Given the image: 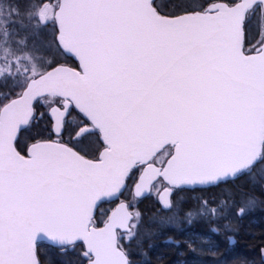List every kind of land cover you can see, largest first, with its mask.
Returning <instances> with one entry per match:
<instances>
[{
    "label": "snow or ice",
    "instance_id": "snow-or-ice-1",
    "mask_svg": "<svg viewBox=\"0 0 264 264\" xmlns=\"http://www.w3.org/2000/svg\"><path fill=\"white\" fill-rule=\"evenodd\" d=\"M261 6L264 0H33L34 27L51 23L57 51L76 57L78 68L25 40L13 47L7 24L18 10L0 6V264H44L42 241L62 254L83 242L75 264H134L121 241L142 240L125 204L103 228L90 227L102 197L139 170L134 195L162 177L171 187L160 199L170 210L174 187L215 184L264 163V30L248 48L244 31ZM37 98L58 136L74 125V147L43 139L18 146ZM240 199L238 215L255 206L252 194Z\"/></svg>",
    "mask_w": 264,
    "mask_h": 264
},
{
    "label": "trees",
    "instance_id": "trees-1",
    "mask_svg": "<svg viewBox=\"0 0 264 264\" xmlns=\"http://www.w3.org/2000/svg\"><path fill=\"white\" fill-rule=\"evenodd\" d=\"M32 0H0L1 6L8 12L12 6H22L20 9L21 14L23 12L28 13L30 8L28 7ZM54 3L55 0H52ZM24 3V6H23ZM26 10V11H25ZM260 9L256 11L253 16L247 17L245 26V47L248 48L251 45H255L257 40L260 39V33L258 31L251 30L252 20L258 16ZM23 19L19 17L18 20ZM23 21V20H22ZM27 30L19 33L18 36L24 37ZM59 57L56 58L57 63H65L74 67H78V62L71 56L66 54L56 53ZM3 90V89H1ZM35 119L30 122V125L19 136L17 141L18 146H26L33 142L35 139H54L55 135L52 132V120L48 114V106L43 100L38 99L34 104ZM41 113L43 116L41 117ZM77 112H73V117H76ZM74 125L66 123V130L72 131ZM39 133V135H36ZM67 134V132H66ZM65 135L60 137L61 141H65L71 146H75V143L65 140ZM167 147L158 154V158H164ZM97 153V152H96ZM95 153V155H96ZM94 155V156H95ZM93 157V156H89ZM262 163H258L250 173L239 175L233 179L224 180L216 185L208 186L205 188H196L197 195L204 197L209 201L208 208H214L217 204H220L221 200L228 198L229 193H234V199H240V193H249L256 198L255 206L252 212L242 215L244 225L241 224L238 227H234L231 231L218 230L214 234L211 233L214 243V251L217 252L223 260L232 264H264V256L261 255V250L264 249V188H259L264 184V166ZM139 174L137 170L134 175L127 179V186L121 194V198L128 201L130 209L134 213H140L139 219L133 218L132 225H137L138 238L142 240L140 246L136 245V241H132L129 246L127 241L122 240L121 243L125 249L130 250V259L134 261V264H177L182 258L189 257L194 253L192 247H190L188 235L186 231H197L195 226L190 225L188 228H174L168 227L163 231H158L159 225L162 224L161 220L165 219V216L171 210H164L161 208L156 192L152 190L147 196L143 198H136L133 195V184ZM164 182L162 180L157 181V187ZM156 184V183H155ZM154 184V185H155ZM154 187V186H153ZM184 195L187 197L188 202L182 207L183 210L190 208V203L194 202L191 189L177 188L175 195ZM232 201L229 200V203ZM116 200H105L100 203L97 208L96 214L93 218L95 225H101L107 219V216L111 209L115 206ZM250 211V210H249ZM101 212L103 214L101 215ZM255 220L254 222H250ZM198 221V223H203ZM205 223V222H204ZM248 224V225H246ZM208 230L211 224H207ZM245 229V230H244ZM120 232L119 234H123ZM84 245L79 242L76 251H68L66 254H62L56 247H52L50 243L42 241L38 244L39 256L44 264H75L76 261H80V253L84 250ZM185 252V254H183ZM209 257L210 255H205ZM82 264H87V261H82Z\"/></svg>",
    "mask_w": 264,
    "mask_h": 264
},
{
    "label": "rangeland",
    "instance_id": "rangeland-1",
    "mask_svg": "<svg viewBox=\"0 0 264 264\" xmlns=\"http://www.w3.org/2000/svg\"><path fill=\"white\" fill-rule=\"evenodd\" d=\"M31 3H33V0L32 2L30 1V4ZM30 4L28 6L29 8H30ZM12 7L13 8L11 9L18 10V14L14 13L11 16L10 22L7 24V28L9 31L8 40L12 44V46L15 47L17 41L25 40L27 42L28 47L30 49H35L38 54L47 55L49 52H51L55 54V58H58L59 56L56 54L58 51L56 48V44L54 42V37H55L54 26L51 23H49L47 26L41 25L39 27H34L33 21H31L28 16L29 9L27 10V14L26 12H23V14H21L20 11V9L22 8L21 4L20 6L16 5ZM19 17H22L23 19L18 20ZM259 20H260L259 15L255 17V20H252V23L250 25L252 31H257L261 29L262 23L259 22ZM24 29L27 30V34L25 33L24 37L18 36L19 33L24 32ZM0 39H3V37H0ZM66 132L67 130H65L61 135H59V137H61L62 135L66 136ZM156 185L157 182L152 188V190L156 192V196H157L159 190L164 186V184L163 185L160 184L158 187ZM172 196H173L172 197L173 207L170 209L171 211L165 216L164 219L167 220V218L172 217V220L170 223L166 222L160 224L159 229L157 230L160 232L168 227L179 228L180 230L183 228H188L190 225L195 226V228H197V231L196 230L192 232L186 231V235H188L189 237L187 241H189L190 247H192V251H194V253L189 257L182 258L177 264H232L223 260L219 255H217V252L214 251V243L212 241L213 238L211 236V233L214 234L216 231L223 229L226 231L228 230L231 231L234 229V227H238L241 224L242 222L241 218L243 219V217L242 215L237 214L238 208L243 206L240 200L236 199L235 203L232 202L229 203L227 206L224 207L222 212H219L217 215L212 216L207 212L209 201L204 197H199V195L197 194L193 195L195 198L194 202L190 203V208H188L187 210H183L182 207L185 205V202H188L187 197L182 194L175 195V193H173ZM204 201L208 202L207 208H205L204 206ZM214 208L219 209L220 204H217V206ZM253 210L254 209L251 208L250 211L248 210L246 211V213L252 212ZM188 212L193 213V216L191 218H189L186 215V213ZM102 214L103 212H101V215ZM134 216L136 218V215ZM189 220H191V222H189ZM201 220H203L205 223L203 221H202L203 223L201 222L198 223V221ZM254 221L255 220H252L250 222H254ZM209 223L211 224V226L209 227L208 230L207 224ZM183 254H185V252ZM208 254L210 256L206 257L205 255Z\"/></svg>",
    "mask_w": 264,
    "mask_h": 264
},
{
    "label": "water",
    "instance_id": "water-1",
    "mask_svg": "<svg viewBox=\"0 0 264 264\" xmlns=\"http://www.w3.org/2000/svg\"><path fill=\"white\" fill-rule=\"evenodd\" d=\"M223 2H225V1H217V2H214V3H223ZM241 2H243V0H241ZM263 11H264V6H263ZM244 31H245V29H244ZM66 55H67V56H71V57H73L75 60H77V62H78V66H79V61H78V59H77L76 57H74V56L71 55V54H66ZM60 64H64V65H66V66H68V67H74V66H71V65H69V64H65V63H60ZM76 68H78V67H76ZM38 99H39V98H37V100H38ZM37 100H36V101H37ZM36 101L33 102V106H34V104H35ZM48 113H49V116H50V109L48 110ZM50 118H51V120H52V125H53V123H54L53 118H52L51 116H50ZM52 131H53V133L55 134V136L58 137V135L55 133V131L53 130V128H52ZM63 131H64V130H63ZM62 133H63V132H62ZM62 133H61V134H62ZM61 134H60V135H61ZM44 140H50V139H44ZM52 141H57V139L52 140ZM59 142H60V143H64V142H61V141H59ZM65 144H66V143H65ZM67 145H68V144H67ZM68 146H69V145H68ZM69 147H71V146H69ZM88 158H89V157H88ZM90 159H91V158H90ZM156 167H160V164H156ZM138 176H139V175H138ZM237 176H238V175H237ZM237 176H236V177H237ZM160 178L163 180L162 177H158L157 180L160 179ZM231 178H234V177L229 176V177L225 178L224 180L231 179ZM157 180L153 181V184H154ZM224 180H222V181H224ZM126 181H127V180H126ZM126 181H125V185H126V183H127ZM163 181H164V180H163ZM136 182H138V177H137L136 181H135L134 184H133V189H132V191H133V195H134V193H135V184H136ZM164 182H165V186H163V187L159 190V192H158V194H157L158 201H159L161 207H162V202H161L160 197L166 195V194L164 193V188H166V187H171L170 185H168L167 181H164ZM215 184H217V183H215ZM210 185H213V184H186V185H180L179 187H174L173 190H172L171 195H170V196H167L166 198L170 199L171 202H172V195H173V192H174V190H175L176 188H182V187H186V188H195V187H206V186H210ZM152 186H153V185H152ZM152 186L150 187V189L146 190L141 196L136 197V196L134 195V197H136V198H143V197L147 196V195L151 192V190H152ZM124 189H125V187L122 188V189L120 190V192L116 193V194L113 195V196L102 197L101 200L97 202V207L93 210V217H94V215H95V213H96V210H97L99 204H100L102 201H104V200H117V203H116V205L113 207V209L110 211V213H109V215H108V217H107V220H108V218L112 215L113 212H116V211L119 209L121 203H123V204L126 205L125 211H126L127 213H129V214L132 215V219L129 221V225L131 226V222H132V220H133L135 214H134V212L130 209V206H129L128 201L125 200V199H121V198H120L122 192L124 191ZM162 209H164V208L162 207ZM107 220H106L102 225H100V226L94 225V224L92 223V224L90 225V227L94 226V227H96V228H98V229H99V228H103V227H104V224L107 222ZM92 222H93V221H92ZM116 231H117V232H119V231L124 232V229L117 228ZM46 242H48V241H46ZM48 243H50V242H48Z\"/></svg>",
    "mask_w": 264,
    "mask_h": 264
},
{
    "label": "flooded vegetation",
    "instance_id": "flooded-vegetation-1",
    "mask_svg": "<svg viewBox=\"0 0 264 264\" xmlns=\"http://www.w3.org/2000/svg\"><path fill=\"white\" fill-rule=\"evenodd\" d=\"M216 1H225L226 2V0H207V2H216ZM164 2L165 3H167L168 2V0H164ZM196 2L197 3H205L206 2V0H196ZM263 11V6H261V8H260V12L258 13V15H259V18H260V20H259V22H261L262 23V26H261V29L260 30H257L258 31V33H260L262 30H264V15H262L261 14V12ZM246 24V23H245ZM246 26V25H245ZM246 38V41H247V36L245 37ZM65 130H66V127H65ZM64 130V131H65ZM71 131H69V130H67V134H66V137H65V140H67V141H73V143L75 142L74 141V139H70V136L71 137H74V133H72ZM68 136V137H67ZM98 155V153L96 154V156ZM261 165H263L264 166V163H262ZM259 188H264V184H262ZM191 192L192 193H194V194H196L197 193V190L194 188V189H191ZM194 198V197H193ZM243 223L244 222H241V225H243Z\"/></svg>",
    "mask_w": 264,
    "mask_h": 264
}]
</instances>
